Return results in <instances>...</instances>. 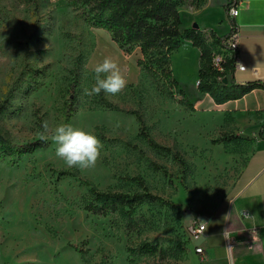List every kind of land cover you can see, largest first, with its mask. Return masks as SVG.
I'll return each mask as SVG.
<instances>
[{
    "label": "rangeland",
    "instance_id": "1",
    "mask_svg": "<svg viewBox=\"0 0 264 264\" xmlns=\"http://www.w3.org/2000/svg\"><path fill=\"white\" fill-rule=\"evenodd\" d=\"M178 2L179 30L197 24L210 59L220 40L204 22L216 30V14L197 20L207 0ZM89 19L75 0H0V264H202L188 227L227 219L249 141L228 116L196 108L203 87L222 85L200 49L185 41L170 55L175 86ZM105 56L120 62L126 88L84 95ZM45 121L94 131L104 145L95 167H67L50 140L30 155L11 152L39 140ZM144 190L156 199L132 211L88 210L105 205L92 191Z\"/></svg>",
    "mask_w": 264,
    "mask_h": 264
},
{
    "label": "crops",
    "instance_id": "2",
    "mask_svg": "<svg viewBox=\"0 0 264 264\" xmlns=\"http://www.w3.org/2000/svg\"><path fill=\"white\" fill-rule=\"evenodd\" d=\"M229 1L207 0L203 11L192 13L203 20L199 15L208 19L207 10L213 11L216 30L212 23H204L218 38L225 37L234 23L244 70L232 69L225 77L226 85L255 87L220 103L203 93L196 108L228 116L231 127L249 141L248 158L239 177V190L229 202L227 219L208 221L198 247L204 249L202 264H264V0H240L234 21L226 14Z\"/></svg>",
    "mask_w": 264,
    "mask_h": 264
},
{
    "label": "trees",
    "instance_id": "3",
    "mask_svg": "<svg viewBox=\"0 0 264 264\" xmlns=\"http://www.w3.org/2000/svg\"><path fill=\"white\" fill-rule=\"evenodd\" d=\"M75 2L88 7L89 20L93 26L105 29L110 34L112 41L119 47L139 48L143 59L138 61V66L146 65L149 71H161L162 74L169 76L171 83L175 86L177 82L171 79L169 59L170 55L183 42L190 41L194 48L201 50V58L205 62L210 60L204 41L198 34V29L179 30L178 0H75ZM212 35L218 41L220 40L214 33ZM232 69V63L228 62L227 74ZM210 73L214 79L218 78L211 70ZM221 84V87L215 88L206 85L202 88V92L209 93L216 103H220L221 101L236 99L255 87L254 85H247L229 88L222 81ZM2 110L3 105L0 104V112ZM141 137L149 146L171 153L169 148H164L155 143L146 133L141 132ZM45 146L46 142L39 139L13 151L11 149V152L22 157ZM92 192L95 200L105 202V205L102 206L92 205L88 207V210L95 215H105L108 208L114 211L117 204H122L132 211L136 204L144 200L156 199L155 196L145 190L134 195L116 192ZM146 248L149 249V247Z\"/></svg>",
    "mask_w": 264,
    "mask_h": 264
},
{
    "label": "clouds",
    "instance_id": "4",
    "mask_svg": "<svg viewBox=\"0 0 264 264\" xmlns=\"http://www.w3.org/2000/svg\"><path fill=\"white\" fill-rule=\"evenodd\" d=\"M3 39V38H2ZM47 47V45H46ZM94 84L84 89V95L92 97L104 92L118 95L127 86L128 80L118 60L105 56L93 66ZM38 133L41 141H51L56 145L55 156L69 168L88 169L95 167L104 147L94 131H88L71 124L61 123L50 128L47 121Z\"/></svg>",
    "mask_w": 264,
    "mask_h": 264
},
{
    "label": "built area",
    "instance_id": "5",
    "mask_svg": "<svg viewBox=\"0 0 264 264\" xmlns=\"http://www.w3.org/2000/svg\"><path fill=\"white\" fill-rule=\"evenodd\" d=\"M239 2L240 0H230L227 5L226 14L231 21H234L238 16ZM230 25V32L225 37L220 38L219 48L210 55L209 60L210 70L218 76L220 82L227 75L228 62L232 63L233 69L244 70V66L241 65L239 60V34L237 27L234 23H231ZM205 230V224L198 222H193L188 227V233L194 240H198ZM194 251L198 255L204 254L203 247H196Z\"/></svg>",
    "mask_w": 264,
    "mask_h": 264
},
{
    "label": "water",
    "instance_id": "6",
    "mask_svg": "<svg viewBox=\"0 0 264 264\" xmlns=\"http://www.w3.org/2000/svg\"><path fill=\"white\" fill-rule=\"evenodd\" d=\"M192 28L197 29V28H198L197 24H193V25H192ZM222 83L226 85V84H227V79H226V78H223V79H222Z\"/></svg>",
    "mask_w": 264,
    "mask_h": 264
},
{
    "label": "bare ground",
    "instance_id": "7",
    "mask_svg": "<svg viewBox=\"0 0 264 264\" xmlns=\"http://www.w3.org/2000/svg\"><path fill=\"white\" fill-rule=\"evenodd\" d=\"M108 53H109V52H108ZM99 55H100V54H99ZM99 55H98V56H99ZM103 55H104V54H103ZM100 56H101V55H100ZM100 61H101V59H100ZM119 63H120V62H119ZM126 68H127V67H126Z\"/></svg>",
    "mask_w": 264,
    "mask_h": 264
}]
</instances>
